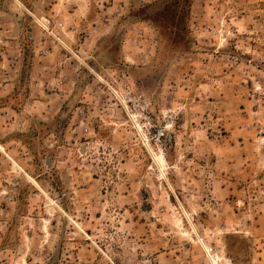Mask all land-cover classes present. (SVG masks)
Listing matches in <instances>:
<instances>
[{"label": "rangeland", "instance_id": "obj_1", "mask_svg": "<svg viewBox=\"0 0 264 264\" xmlns=\"http://www.w3.org/2000/svg\"><path fill=\"white\" fill-rule=\"evenodd\" d=\"M27 1L0 0V264H264V0Z\"/></svg>", "mask_w": 264, "mask_h": 264}, {"label": "built area", "instance_id": "obj_2", "mask_svg": "<svg viewBox=\"0 0 264 264\" xmlns=\"http://www.w3.org/2000/svg\"><path fill=\"white\" fill-rule=\"evenodd\" d=\"M30 12V11H29ZM31 16L34 17V15L30 12ZM35 18V17H34ZM37 23L40 25L41 28H43L44 31H46L47 33L50 34H54V31L51 30L52 25L54 24V22L51 21L50 18H36ZM39 54L42 56H45L48 54V50L45 49L44 47H42L39 51ZM4 89L7 88V86L3 87ZM135 101V94L133 92V89L131 87L128 88V92L123 94V103L125 104V106H128L129 104H133ZM164 132L160 131L157 136H156V140L158 143L161 142V138L164 136Z\"/></svg>", "mask_w": 264, "mask_h": 264}, {"label": "crops", "instance_id": "obj_3", "mask_svg": "<svg viewBox=\"0 0 264 264\" xmlns=\"http://www.w3.org/2000/svg\"><path fill=\"white\" fill-rule=\"evenodd\" d=\"M28 2H31V3L34 2L33 3L34 5H32V6H30V4H27V5H28V7H30L31 10L35 11V13H36V14L34 13L35 15H43L42 13H38V11H37V5H38V3H37L38 1L37 0H35V1L34 0H30V1H27L26 3H28Z\"/></svg>", "mask_w": 264, "mask_h": 264}, {"label": "trees", "instance_id": "obj_4", "mask_svg": "<svg viewBox=\"0 0 264 264\" xmlns=\"http://www.w3.org/2000/svg\"><path fill=\"white\" fill-rule=\"evenodd\" d=\"M169 10V9H168ZM171 11H174V9H172Z\"/></svg>", "mask_w": 264, "mask_h": 264}, {"label": "water", "instance_id": "obj_5", "mask_svg": "<svg viewBox=\"0 0 264 264\" xmlns=\"http://www.w3.org/2000/svg\"><path fill=\"white\" fill-rule=\"evenodd\" d=\"M171 138H172V136H171Z\"/></svg>", "mask_w": 264, "mask_h": 264}, {"label": "bare ground", "instance_id": "obj_6", "mask_svg": "<svg viewBox=\"0 0 264 264\" xmlns=\"http://www.w3.org/2000/svg\"><path fill=\"white\" fill-rule=\"evenodd\" d=\"M164 161V160H163Z\"/></svg>", "mask_w": 264, "mask_h": 264}]
</instances>
